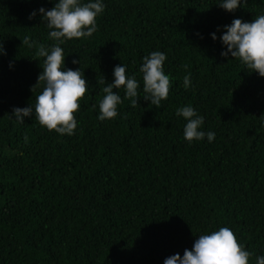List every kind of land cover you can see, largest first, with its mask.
Returning a JSON list of instances; mask_svg holds the SVG:
<instances>
[{"label":"trees","instance_id":"1","mask_svg":"<svg viewBox=\"0 0 264 264\" xmlns=\"http://www.w3.org/2000/svg\"><path fill=\"white\" fill-rule=\"evenodd\" d=\"M56 2L0 0V264H164L221 227L256 264L264 256V77L221 56L219 37L233 19L264 15V0L235 12L222 0H101L97 31L60 45L64 70L80 68L88 84L71 136L49 132L34 111L44 88L38 47L54 43L38 9ZM153 51L167 57L168 98L156 108L141 97L132 108L124 88L113 89L118 115L99 120L102 76L112 83L122 64L143 96L140 68ZM28 106L33 115L18 122L13 108ZM185 106L215 133L211 142L184 139L187 121L176 111Z\"/></svg>","mask_w":264,"mask_h":264},{"label":"clouds","instance_id":"2","mask_svg":"<svg viewBox=\"0 0 264 264\" xmlns=\"http://www.w3.org/2000/svg\"><path fill=\"white\" fill-rule=\"evenodd\" d=\"M242 3L246 4L247 0H222L219 7L227 12H235ZM104 7L101 0L83 4L80 0H57L49 10L43 7L38 9L41 20L46 22L50 29L48 36L54 41L50 49L40 45L37 51V55L45 59L43 70L37 77L36 85L42 81L44 88L36 97L35 118L49 132L55 131L69 136L74 134L77 128L75 113L79 111L80 101L88 92V84L80 68L64 70L65 55L60 45L67 40L90 37L96 32L97 16L103 13ZM36 14V11H33L29 19ZM224 29L219 39L226 46V51H222L221 56L227 57L230 54L231 58L239 59L251 72L264 77V15H259L251 23L233 19L230 25L224 26ZM210 35L213 40L217 39L215 33ZM24 43L30 48L33 46L29 43L28 37L24 38ZM2 54L4 49L0 41V55ZM166 59V55L160 51H153L143 57L140 68L143 96L138 91L139 82L134 76L127 75L126 67L122 64L114 67L112 83H107L102 76L99 83L106 86L102 89L105 95L99 102L98 119L104 121L117 117V106L122 103V98L118 91L114 92L113 89L124 88L125 98L130 101L132 108L139 106L141 97L159 108L161 101L168 98L171 87L170 78L164 71ZM72 63L78 64L79 60L74 59ZM183 86L185 89L191 86L188 75L184 77ZM32 115V106L15 107L12 110V116L20 123H24V117ZM176 115L187 121L183 134L189 143L202 140L205 135L209 142L215 138V133H205L201 130L203 117L197 115L191 106L177 109ZM251 255L252 253L237 240L230 228L221 227L218 231L198 236L192 249L184 250L182 258L177 253L166 258L164 264H249ZM256 264H264V256L256 257Z\"/></svg>","mask_w":264,"mask_h":264}]
</instances>
